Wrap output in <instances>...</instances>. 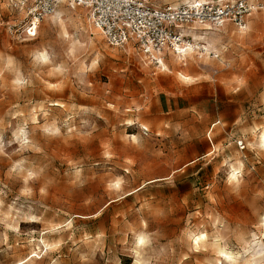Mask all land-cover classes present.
I'll return each mask as SVG.
<instances>
[{"label":"rangeland","instance_id":"rangeland-1","mask_svg":"<svg viewBox=\"0 0 264 264\" xmlns=\"http://www.w3.org/2000/svg\"><path fill=\"white\" fill-rule=\"evenodd\" d=\"M15 1L0 0V264H264V8L245 30H187L209 52L163 68L110 46L83 6L14 36Z\"/></svg>","mask_w":264,"mask_h":264},{"label":"built area","instance_id":"built-area-1","mask_svg":"<svg viewBox=\"0 0 264 264\" xmlns=\"http://www.w3.org/2000/svg\"><path fill=\"white\" fill-rule=\"evenodd\" d=\"M61 3L87 8L91 24L110 46L132 42L157 67L167 52L183 54L191 43L187 30L220 29L226 22L245 30L252 13L264 8V0H184L162 7L148 0H17L13 6L25 14L7 28L14 36L34 37Z\"/></svg>","mask_w":264,"mask_h":264},{"label":"bare ground","instance_id":"bare-ground-1","mask_svg":"<svg viewBox=\"0 0 264 264\" xmlns=\"http://www.w3.org/2000/svg\"><path fill=\"white\" fill-rule=\"evenodd\" d=\"M97 31H98V29H96ZM99 32V31H98ZM200 47H202V48H204V49H206V51L207 52H209V49L202 43V42H200V41H197V40H195V41H193V42H191V43H189V45L187 46V51H184V53H183V55H177V56H175L178 60H180V61H183V59H186V56H189V55H191L196 49H199ZM43 57H44V55H43ZM46 58V57H45ZM44 60V59H43ZM47 60V59H46ZM162 67L164 68V62H162ZM179 75L183 78V79H185V80H188L189 79V77H187V76H184L183 74H180L179 73ZM262 141H263V143H264V135L262 136ZM202 237H204L203 235H201L200 236V238H202ZM141 239V238H140ZM198 240H199V238H197ZM196 239V240H197ZM142 240V239H141ZM251 258V257H250ZM226 259H228V260H231V261H235V258L233 257V255H230V254H226ZM136 264H138V263H136ZM244 264H256L255 263V260L254 259H248V260H246L245 262H244Z\"/></svg>","mask_w":264,"mask_h":264},{"label":"crops","instance_id":"crops-1","mask_svg":"<svg viewBox=\"0 0 264 264\" xmlns=\"http://www.w3.org/2000/svg\"><path fill=\"white\" fill-rule=\"evenodd\" d=\"M12 2H13V0H6V4L7 5H9V4H12ZM214 30H217V29H214ZM132 48V47H131ZM165 56V55H164ZM174 58H176V57H174ZM177 59V58H176ZM166 67V66H165ZM164 67V68H165ZM190 77V76H189Z\"/></svg>","mask_w":264,"mask_h":264},{"label":"snow or ice","instance_id":"snow-or-ice-1","mask_svg":"<svg viewBox=\"0 0 264 264\" xmlns=\"http://www.w3.org/2000/svg\"><path fill=\"white\" fill-rule=\"evenodd\" d=\"M144 241L143 240H141V243H143Z\"/></svg>","mask_w":264,"mask_h":264}]
</instances>
